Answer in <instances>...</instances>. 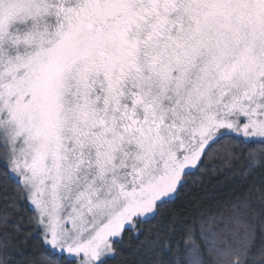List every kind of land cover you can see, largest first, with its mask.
<instances>
[{
    "label": "snow or ice",
    "instance_id": "obj_1",
    "mask_svg": "<svg viewBox=\"0 0 264 264\" xmlns=\"http://www.w3.org/2000/svg\"><path fill=\"white\" fill-rule=\"evenodd\" d=\"M209 157L247 191L150 236ZM0 192V264H264V0H0Z\"/></svg>",
    "mask_w": 264,
    "mask_h": 264
},
{
    "label": "trees",
    "instance_id": "obj_2",
    "mask_svg": "<svg viewBox=\"0 0 264 264\" xmlns=\"http://www.w3.org/2000/svg\"><path fill=\"white\" fill-rule=\"evenodd\" d=\"M223 157V150L218 153ZM246 161L231 159H215L209 157L206 167H202L195 176L186 177L190 182L180 192L179 197L168 208L162 210L161 218L153 222L152 225L145 226L150 236L160 235L163 237L173 236V245L179 242L183 248L186 243L193 240L200 243L199 227L196 228L195 235H189L187 229L193 225H199L203 219L216 212V206L223 203L233 193L240 194L247 191L244 184L245 177L240 175L239 170ZM258 175V174H257ZM9 192L12 200L17 202V206L12 209V217L16 224L22 225L21 235L29 236L33 233L31 224L35 220V213L31 207H25L27 201L20 203L24 195L22 188L10 185ZM0 196L3 193L0 192ZM5 201L0 199V211H3ZM208 225H205L207 228ZM35 244V241H32ZM109 264H127V261H110Z\"/></svg>",
    "mask_w": 264,
    "mask_h": 264
}]
</instances>
